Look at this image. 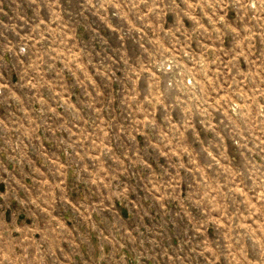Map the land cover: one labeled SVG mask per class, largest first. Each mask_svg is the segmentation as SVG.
<instances>
[{
	"label": "rangeland",
	"instance_id": "rangeland-1",
	"mask_svg": "<svg viewBox=\"0 0 264 264\" xmlns=\"http://www.w3.org/2000/svg\"><path fill=\"white\" fill-rule=\"evenodd\" d=\"M0 264H264V0H0Z\"/></svg>",
	"mask_w": 264,
	"mask_h": 264
},
{
	"label": "built area",
	"instance_id": "built-area-1",
	"mask_svg": "<svg viewBox=\"0 0 264 264\" xmlns=\"http://www.w3.org/2000/svg\"><path fill=\"white\" fill-rule=\"evenodd\" d=\"M22 50H24V48Z\"/></svg>",
	"mask_w": 264,
	"mask_h": 264
}]
</instances>
